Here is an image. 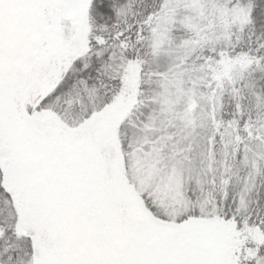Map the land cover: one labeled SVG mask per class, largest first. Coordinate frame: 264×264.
<instances>
[{
    "label": "snow or ice",
    "instance_id": "1",
    "mask_svg": "<svg viewBox=\"0 0 264 264\" xmlns=\"http://www.w3.org/2000/svg\"><path fill=\"white\" fill-rule=\"evenodd\" d=\"M0 264H264V0H0Z\"/></svg>",
    "mask_w": 264,
    "mask_h": 264
}]
</instances>
